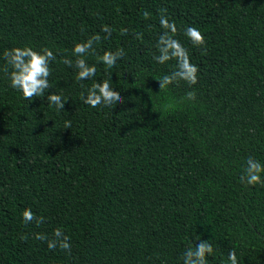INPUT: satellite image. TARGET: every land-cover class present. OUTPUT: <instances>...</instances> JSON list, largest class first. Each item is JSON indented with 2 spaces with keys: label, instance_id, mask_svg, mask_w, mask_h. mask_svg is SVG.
I'll use <instances>...</instances> for the list:
<instances>
[{
  "label": "trees",
  "instance_id": "trees-1",
  "mask_svg": "<svg viewBox=\"0 0 264 264\" xmlns=\"http://www.w3.org/2000/svg\"><path fill=\"white\" fill-rule=\"evenodd\" d=\"M164 8L199 67L191 87L160 91L176 67L152 59ZM188 26L206 50L183 35ZM93 34L96 54L82 58L96 75L77 81L63 59L74 62V44ZM24 46L56 56L51 88L32 101L3 71L4 50ZM120 48L115 67L97 62ZM109 73L124 103L83 104ZM249 156L264 164V0H0V264H183L197 236L213 245L208 264H229L231 250L238 264H264V186L240 182ZM26 208L43 223L25 224ZM56 228L70 253L34 239Z\"/></svg>",
  "mask_w": 264,
  "mask_h": 264
},
{
  "label": "clouds",
  "instance_id": "clouds-1",
  "mask_svg": "<svg viewBox=\"0 0 264 264\" xmlns=\"http://www.w3.org/2000/svg\"><path fill=\"white\" fill-rule=\"evenodd\" d=\"M150 16L151 14L148 11L145 10L143 12L145 19H149ZM159 26L163 31L158 35L155 45L158 55L154 54L152 59L158 64H165L170 60L176 61L175 70L157 79L160 91L166 90L169 85L178 83L179 81L186 82L189 87L197 84L199 67L191 62L188 49L176 38L179 30L175 21L170 20L167 16L166 8L160 10ZM101 31L110 37L113 29L108 25H104ZM120 31L121 35L128 33L127 28H123ZM135 35L137 39H142V33H136ZM183 35L193 47L206 50L205 36L198 27H186ZM100 40L99 34H93L86 41L75 43L73 54L77 59L74 62L66 57L63 59V63L76 70L77 81H84L95 77L97 71L96 65H89L82 57L89 53L95 55L94 44ZM123 55L124 50L122 48L116 52L105 50L102 55H98L97 62L105 65L107 69H111L116 66L117 61L122 59ZM3 59L5 61L3 71L10 82V87L20 92L23 99L32 101L34 97H45L46 90L51 88L49 82L52 72L50 62L56 59V56L49 48L45 47L37 51L30 46L13 47L4 50ZM109 81L110 73L109 79L94 81L91 87L87 89L86 95L84 92H81L80 101L92 108H97L101 105L111 107L112 105L123 104L124 99L120 95V92L114 90ZM185 98L194 101L196 99L195 91L187 92ZM46 99L49 105H55L58 111L63 110L65 107L66 102L61 95L51 93L47 95ZM65 127L70 128L71 123L68 122ZM262 176H264V164L249 156L243 167L240 182L248 186H255L257 184L264 186ZM22 218L25 224L35 222L37 227L44 221V217H37L30 208L23 210ZM21 239H27V237H21ZM34 239L46 242L49 250H55L58 247L62 251L70 253V237L61 228L54 229L52 238H49L46 234L36 233ZM196 240L199 243L188 247L182 254L181 259L183 264H208L207 257L214 252L213 245L208 240H201L199 236L196 237ZM227 260L229 264H238L235 250L228 252Z\"/></svg>",
  "mask_w": 264,
  "mask_h": 264
}]
</instances>
